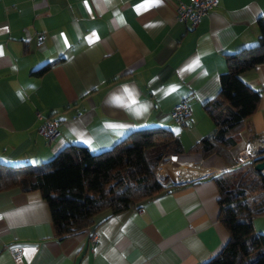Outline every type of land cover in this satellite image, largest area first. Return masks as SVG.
<instances>
[{
  "label": "crops",
  "instance_id": "crops-1",
  "mask_svg": "<svg viewBox=\"0 0 264 264\" xmlns=\"http://www.w3.org/2000/svg\"><path fill=\"white\" fill-rule=\"evenodd\" d=\"M184 1L0 0V163L40 164L71 144L97 153L153 127L171 129L184 150L158 166L166 189L62 240L39 192L0 191V264H15L14 247L22 264H202L226 244L209 176L230 164L195 146L214 129L203 106L218 94L225 54L256 42L264 0H218L195 29L175 18ZM241 77L260 99L232 160L264 133V64ZM183 98L179 126L171 112ZM48 118L52 140L38 132ZM252 224L264 235V215Z\"/></svg>",
  "mask_w": 264,
  "mask_h": 264
},
{
  "label": "trees",
  "instance_id": "trees-1",
  "mask_svg": "<svg viewBox=\"0 0 264 264\" xmlns=\"http://www.w3.org/2000/svg\"><path fill=\"white\" fill-rule=\"evenodd\" d=\"M225 62L218 94L203 106L214 129L195 147L202 158L214 154L230 164L229 169L209 176L218 193L217 217L229 238L202 264H264V235L255 233L252 224L264 215V175L254 171L252 164L235 165L229 153L259 103L260 92L241 75L264 64V21L258 22L256 42L226 53ZM48 67L36 73L41 75ZM183 151L180 140L166 127L130 132L97 153L71 144L40 164L0 163V191L39 192L48 204L55 237L62 240L84 232L103 211L118 214L166 189L156 176L157 166ZM245 165L249 169L244 171Z\"/></svg>",
  "mask_w": 264,
  "mask_h": 264
},
{
  "label": "built area",
  "instance_id": "built-area-1",
  "mask_svg": "<svg viewBox=\"0 0 264 264\" xmlns=\"http://www.w3.org/2000/svg\"><path fill=\"white\" fill-rule=\"evenodd\" d=\"M217 5L218 0H185L184 2L178 3L174 7L175 18L177 22L186 24L190 29H195L206 12L216 8ZM189 113L188 100L187 98H183L173 107L171 117L174 123L181 126L184 124V121ZM38 132L47 140H52L58 135L57 123L52 119H45L43 120ZM233 158L236 165L252 164V166H254L255 163L263 161L264 133L256 136L245 146L239 148L235 152ZM160 164L161 162L158 166ZM158 166L156 172L158 171ZM258 173L264 175V169L260 170ZM156 175L160 182L158 174ZM92 241H95L94 236L92 237ZM9 251L13 257L14 263L22 264L18 255L19 248H9Z\"/></svg>",
  "mask_w": 264,
  "mask_h": 264
},
{
  "label": "water",
  "instance_id": "water-1",
  "mask_svg": "<svg viewBox=\"0 0 264 264\" xmlns=\"http://www.w3.org/2000/svg\"><path fill=\"white\" fill-rule=\"evenodd\" d=\"M254 171L259 172L260 170L264 169V160L258 163H255L253 166ZM181 184L177 183L176 185Z\"/></svg>",
  "mask_w": 264,
  "mask_h": 264
},
{
  "label": "rangeland",
  "instance_id": "rangeland-1",
  "mask_svg": "<svg viewBox=\"0 0 264 264\" xmlns=\"http://www.w3.org/2000/svg\"><path fill=\"white\" fill-rule=\"evenodd\" d=\"M160 162H162V161H160ZM160 162H159V163H160ZM242 169L245 171V170L249 169V166H246V165H245V166L242 167ZM156 176H157V175H156Z\"/></svg>",
  "mask_w": 264,
  "mask_h": 264
}]
</instances>
